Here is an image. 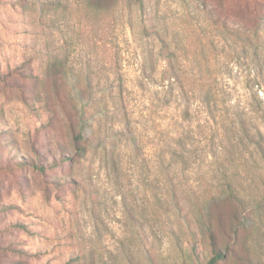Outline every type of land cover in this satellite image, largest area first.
<instances>
[{"label":"rangeland","instance_id":"374dc122","mask_svg":"<svg viewBox=\"0 0 264 264\" xmlns=\"http://www.w3.org/2000/svg\"><path fill=\"white\" fill-rule=\"evenodd\" d=\"M104 3L95 15L84 0H0V264H200L213 248L205 233L193 243L173 196H207L225 172L264 187V131H214L212 114L264 110V62L225 30L263 26L264 0ZM160 35L196 82L188 116ZM88 82L78 156L69 88ZM242 259L239 243L220 264Z\"/></svg>","mask_w":264,"mask_h":264},{"label":"trees","instance_id":"16d2710c","mask_svg":"<svg viewBox=\"0 0 264 264\" xmlns=\"http://www.w3.org/2000/svg\"><path fill=\"white\" fill-rule=\"evenodd\" d=\"M137 2L140 10H142V0H137ZM84 5L87 13L95 15L106 14L111 9L110 6L105 5L104 0H84ZM225 30L233 36L235 41H242L244 47L251 49L253 55L264 62V25L252 32L241 33L238 30L227 28ZM159 39L162 45V55L167 61L164 73L174 83L178 91L177 97H180L185 105L184 116H188L190 112V97L188 96L190 91L192 93L196 91V85L194 86L196 82L190 77L187 78L176 66V56L170 49L166 39L161 35ZM122 88V84H119L116 88L118 104L122 102ZM96 90L97 87L90 82L84 86L76 85L74 88H69L73 110L78 119V132L73 135V144L78 156L85 155V149L81 144L86 139V131L91 127L87 105L94 98ZM212 96V91H207L209 105L212 104L215 107L216 103L210 102ZM215 109L212 111L213 120L216 122L214 131H241L242 137L245 139L251 138L249 131H264V110H261L255 118H246L239 115L234 119L228 121L222 119L218 122L214 113ZM120 115L125 131H133L128 115L122 110H120ZM197 131L207 130L205 127H198ZM32 167L40 173L43 172V167L37 165H32ZM215 189V191H210L207 196L193 194L183 199L173 196L174 203L181 212L187 210L184 223L190 228L189 232L193 243L200 239L202 233H205L213 248V255L208 260L199 259L197 256L200 264H220L225 260L228 253L234 252L239 243L243 245V259L239 264H264V187L262 189L249 187L247 192L241 181L230 177L225 172L216 183ZM227 205L235 207L232 212L226 213ZM216 226L219 229L220 236L215 231ZM13 227L24 228L23 225L19 224H15ZM241 233L244 234L243 238H240ZM221 237L230 239L224 253L217 247L218 240ZM192 252L194 255L196 254L194 245Z\"/></svg>","mask_w":264,"mask_h":264}]
</instances>
